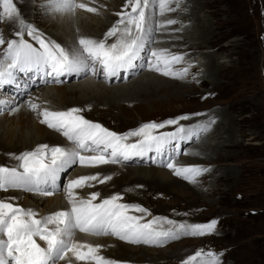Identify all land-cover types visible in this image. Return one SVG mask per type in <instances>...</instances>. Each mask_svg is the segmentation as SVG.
I'll return each instance as SVG.
<instances>
[{
	"label": "snow or ice",
	"instance_id": "snow-or-ice-1",
	"mask_svg": "<svg viewBox=\"0 0 264 264\" xmlns=\"http://www.w3.org/2000/svg\"><path fill=\"white\" fill-rule=\"evenodd\" d=\"M153 2L159 4L161 12L168 10L169 0ZM127 3L131 5V11L117 13L120 19L107 31L104 39L98 41L81 37L77 46L66 47L47 39L30 23L20 18L14 0H0V21L7 15L9 18H16L19 25V30L14 34L19 40L11 38L5 41L0 35V46L6 45L7 48L3 59H0V89L16 85L18 73H42L46 83L57 84L71 76H82L83 79L94 76L108 83H114L115 80L123 82L121 74L135 68V62L142 58V53L147 56L141 66L144 70L174 79L187 76V67L181 70L174 68V65L183 61L182 55H168L166 49L155 50L148 47L154 43V29L149 26L150 18L145 13L150 0H127ZM48 6L57 11H72L74 8L96 11L95 8L86 7L84 3H77V0H50ZM166 23L175 24L176 21L167 20ZM121 24L125 25L122 29ZM159 26L163 27V24ZM118 32L120 35L117 37ZM25 36L30 37L32 42L25 39ZM110 37L117 39L107 43ZM25 103L34 112L39 108L30 98ZM19 107L20 105H16L9 110L15 111ZM83 111L80 107L63 111L44 109L40 112L41 123L62 134L68 145L41 144L32 151L10 154L18 161L16 166H0V191L15 189L45 197L61 193L66 195L70 205L66 210L37 218L36 211L8 202L18 199L17 197H9L7 201L0 199V264H59L69 252L75 253L79 260L112 264L105 257L96 255L100 246L76 243L77 231L96 237L112 236L133 245L162 247L174 240L203 237L216 230L218 221L215 219L207 223L178 222L161 216L147 220L146 217L151 216V212L139 204L121 202L123 195L120 193L106 198H101L98 191L90 193L86 199L77 196V189L86 185L92 187L90 182L94 181L103 184L112 179L111 175L103 179L99 174L81 175L75 179L63 176L73 166L119 164L134 157L144 158L151 154L153 163L172 170L177 177L195 182L198 176L209 169L178 166L175 163L176 157L184 153L169 149H178L181 142L199 139L210 130L211 124L215 123L214 118L191 126L181 123L191 118L189 114H183L161 122L150 121L138 128L118 133L86 119L81 115ZM166 128L174 130L160 131ZM164 224L170 227L165 229ZM49 225H55V228L50 229ZM36 238L43 241L46 247L37 243ZM80 247H87V253L78 251ZM221 255L222 253L200 249L183 264H221Z\"/></svg>",
	"mask_w": 264,
	"mask_h": 264
},
{
	"label": "rangeland",
	"instance_id": "rangeland-1",
	"mask_svg": "<svg viewBox=\"0 0 264 264\" xmlns=\"http://www.w3.org/2000/svg\"><path fill=\"white\" fill-rule=\"evenodd\" d=\"M17 1L19 4L22 3L21 0ZM179 2L181 4L177 5L176 3ZM37 3L32 2L31 5L34 6ZM103 5L105 7L115 6L116 3L110 0L109 5L107 3ZM125 5L121 9L130 12L131 5L128 3ZM151 6L153 14L154 11H160L158 3ZM151 6L145 9V13L149 12V18ZM185 6H187L185 10L183 9L185 13H178L180 7ZM110 8L102 9L109 10ZM167 9L160 11L159 16L164 19L166 17V21L173 17L176 23L164 24L160 28L169 26L173 28L174 34L180 33L187 37H190L188 31L190 29L191 40L205 42L204 48L199 49L197 53L191 51V55L184 47H174L175 50L171 54L168 53V55L184 57L180 64L174 66L178 70L188 68L187 58L194 63L188 75L179 81L191 89L189 90L191 94L183 93L172 99L166 93L161 94L145 113L141 111L143 103L138 100L133 103H120V108L117 107L116 110L110 107L109 110L107 107L105 109L100 107L99 110L103 112V116L96 119L106 128L128 131L134 128L132 125L135 121L160 122L189 114L191 118L181 123L195 126V124L206 122L220 115L214 119L215 123L211 124L210 130L199 139H194L176 150L178 153H184L178 154L176 159L185 160L191 155L189 149L202 142H210L212 145L217 141L224 142V147L222 146L214 153L211 150L205 154L195 152V148L191 150L193 153L191 160L197 161L191 166L196 165L209 170L198 176L195 182H191V189L178 185L171 189V192L175 193L172 196L157 191L151 193L148 197L150 199L148 204L157 203V206L149 207L141 203L151 213H159L161 215L158 216L178 222L207 223L215 219L218 223L216 230L210 235L181 238L153 249L166 250L173 255L178 254L173 259L168 257L155 261L139 260L132 264H183L188 257L200 249L222 253L219 257L221 264H264V0H169ZM19 13L20 18L27 23H33V18L39 24L47 18V13L39 17L40 14L36 15L34 10H31L27 16H22V12ZM11 20L12 18L5 15L0 21V35L5 41L10 40L14 35L8 27ZM151 48H156V40L151 43ZM6 51V45L0 46V59ZM207 60L222 66V77L215 79L206 75L203 78L204 82L200 83L199 72L201 71L198 69L193 71L192 68L199 66L201 68ZM199 61L202 65H198ZM203 71L206 72V68ZM139 75L137 77L142 76ZM29 80L35 81L30 77ZM70 81H72L71 78ZM131 81L124 79L123 84L131 83ZM44 86L31 87L24 96L23 103L30 98L32 103L34 101L37 105L40 103L39 107H41V98L34 97V93L36 90L44 89ZM120 88H123L122 84ZM22 97L23 94L19 97L14 91L0 89V105L3 106L0 116L6 115L9 109H12L10 107L12 100L17 99L16 102H18ZM46 105L43 107L50 109ZM138 106L140 107L136 108ZM89 110L92 108L90 107ZM82 113L85 114L84 111ZM117 115L121 116L120 121L114 120ZM169 129L174 130V128H167L165 131ZM3 139L0 136L1 143ZM11 156L8 157L11 158ZM0 166L9 167V163H1ZM158 167L164 171L173 172L166 167ZM130 168L142 167L132 166ZM61 183H63V176ZM123 196V201L128 200L126 195ZM48 210L49 208L46 207L41 216L48 214ZM146 219L151 220V217L148 216ZM108 237L115 240L112 236ZM98 256L103 255L98 254ZM193 264H198V262H193Z\"/></svg>",
	"mask_w": 264,
	"mask_h": 264
},
{
	"label": "bare ground",
	"instance_id": "bare-ground-1",
	"mask_svg": "<svg viewBox=\"0 0 264 264\" xmlns=\"http://www.w3.org/2000/svg\"><path fill=\"white\" fill-rule=\"evenodd\" d=\"M16 1H15L16 7L18 8L19 12H22L21 13L22 16H27V14H29L31 10L36 11V15L40 14L39 17H41L43 13H47V18L45 20H42L43 22L38 24V21L36 19L35 21L32 18L33 23L30 24L39 33L44 34V36L47 39L54 40L60 43L62 46H66V47L77 46L78 40L81 37L96 39L98 41L104 39L107 31L111 27L115 26L120 19L117 13L126 12L124 11L125 10L124 8L126 7L125 4L127 3V0H113L116 3V5L107 6L108 8L110 7L112 8H110L109 10H104L102 8H107V7H105L103 4L107 3V5H109L110 0H78L77 3H84L86 7H92L96 9L95 12H88L86 8L85 9L74 8V10L72 11H66V10L57 11L55 8H50L48 6L50 0H21L22 3L20 4L18 1L17 2ZM32 2H38V3L33 6L31 5ZM176 4L179 5L181 3L179 2ZM151 5H154L153 0H150V6ZM122 7L124 10L121 9ZM186 7L187 6L180 7L178 13L184 14L185 12L183 11V9L185 10ZM152 10L153 8L151 6L149 26L154 29L153 40L154 41L156 40V48H154L155 50L166 49L167 54L168 53L171 54L172 51L175 50L173 49L174 47L177 48L184 47V49L186 51H189V54L191 55V51L197 53L199 49L204 48L205 46L204 41L200 42L201 40H191L190 29L188 30L190 37H187V35H181L180 33L174 34L172 27L167 26L164 27L163 29L160 28L159 26L160 24L163 25L167 24L165 20L166 17L165 19L163 17H160L159 16L160 11L158 12L154 11L153 14ZM146 16L149 17V12L146 13ZM169 20H174V18L171 17L169 18ZM8 27L9 29L12 30L11 32L12 34H15V32L19 30V25L17 23L16 18H12V20L8 23ZM124 27L125 25L123 24L120 25L121 29ZM169 32L171 33L169 34ZM119 35L120 33L118 32L117 37ZM117 37H110L106 42L107 43L115 42ZM12 38H16L17 40H19V37H16L15 35H13ZM25 39L31 41L30 37L25 36ZM157 41L160 42L158 43ZM148 47L151 48V44H149ZM4 54L5 53L2 54V59ZM141 56L142 58L135 62L136 63L135 69H130L128 73L121 74L123 81L124 79L132 80L131 83L125 85L123 84L124 82H121V80H115L114 83H108V82H102L99 77L95 78L94 76H92V78L90 76L87 79H83L82 76H71L65 78L64 82L60 84L45 82L44 83L45 86L43 87L44 89H42L41 91L36 90L34 93L35 94L34 97H40L42 102L41 107H39L35 112L32 111L27 104L23 103L24 96L26 95V93H28V91H30L31 82L34 83L33 87H35L37 84L42 83L44 81L41 80V77L36 79L37 77L36 74H31V75L26 74L22 76L20 73H18L17 87L14 88L11 87L10 85L4 87V89H9V91L10 90L14 91V93L17 94L19 97L21 94H23V97L20 100H18V102H16L17 99L12 100V103L10 104L11 108H15L16 105H20L19 108H17L15 111H9L4 116H0V136L4 138L3 139L4 141L2 143L0 141V153H2L0 156V164L1 163L4 164L8 162L9 167L16 166L18 164V161H16L13 158V156H11V158L8 157L10 154L18 155L25 151H32L38 145L41 144H48L49 146L68 145V141L62 134H60L59 132L53 129L48 128L45 124L41 123L42 117L40 116V112L46 109L43 107L46 104L48 105V108H50L48 110L51 111H63V110H68L72 107H80L84 109V112L86 114L83 115V113H81V115H83L86 119L90 121L98 122L96 118L103 116V112L99 110L100 107L101 108L104 107V109L105 107H107V109L110 107L113 108V110H116L117 107L120 108V103H133L136 102V100H138L141 103H143V105L141 106L146 108L144 109L142 107L141 109V111L145 113V111L147 110V108H149V106L154 105L153 101L161 94L166 93L168 96H171V99L176 98L177 95H183V93L191 94V92L189 91L191 89H188L185 83L183 84L182 82H179L181 79L165 77L154 71L144 70L141 66L147 60V56L144 53H142ZM188 59L189 58H187L188 62H186L187 63L186 66H188V71H189L191 70V67L194 65V63ZM198 65H202L201 61H199ZM204 68H206V72L203 71ZM175 69L178 70L177 68ZM197 69L201 71L199 72V75L201 76L200 83L204 82L203 78H205L206 75H210V77L215 79L219 78L222 75V66H219L218 64L210 60H207L206 64L202 65L201 68L200 66L198 68H192L193 71ZM123 74L125 75L123 76ZM139 74L142 76L137 77V75ZM29 77L33 78V80L35 81L34 82L30 81ZM123 77H127V78H123ZM70 78L72 79V81H70ZM48 80H50V78H48ZM68 81L70 82L68 83ZM119 83L122 84L123 88H120L121 84ZM34 102L33 104H35ZM38 105H40V103H38ZM90 107L92 108V110H89ZM139 107L140 106L136 108ZM2 109L3 106L0 105V111ZM216 117L217 116H215L214 119H216ZM218 117H220V115H218ZM116 119L120 121L121 116L117 115L116 117H114V120ZM165 120H161V121H165ZM144 122L146 123V121L144 120L138 122L135 121L134 124L132 123L133 124L132 127H134L133 129L138 128L139 126L144 124ZM102 125L105 127L104 124ZM112 131H116L118 133L127 132L125 130L124 131L112 130ZM160 131H165V129H162ZM167 131H170V129ZM135 139L138 138H133V140ZM187 143L188 142H181L178 146V149L170 148L169 150L170 151L179 150L181 146ZM223 145L224 142L222 141L220 142L217 141L216 144L214 145H212V143L210 142L209 143L202 142L200 145H197L193 148H195V152L205 154V152H210L209 150H211L214 153L215 151L221 149ZM192 149H189L190 150L189 153L191 155L193 154L191 152ZM191 155L185 160L176 159L175 163L178 166L181 165L191 166L192 163L195 164V162H197L195 159L191 160ZM196 155L199 156L198 154ZM150 165L153 167H151ZM132 166L142 167V168L139 169L130 168ZM157 166L160 165L158 163H153L151 159V154H149V156H146L144 158L134 157L128 161H124L119 164L102 165L99 167L73 166V168H71L70 170H68V172H66L65 176H67L70 179H75L81 175L99 174L100 178L103 179L105 176L111 175L112 179L106 181L103 184L99 183L98 181H94V182H90L93 185L92 187H88L86 185L81 189H77L76 190L77 196L79 198L86 199L88 198L90 193L98 191L101 194V198H106L111 196L112 194L120 193L122 195H126V197L128 198V200L127 199H125V201L122 200V202L124 203L138 204L140 202L139 205H141L142 203L148 205L149 207L157 206V203L148 204L150 202V199L148 197L153 192L157 191L160 193H166L168 194V196L169 195L172 196L175 195V193L171 192V189L174 188L175 186L182 185L185 186V188L191 189V182L187 180H183L180 177H177L176 175H174L173 172L170 173L167 172L166 170L164 171L163 169H160L161 167L157 168ZM180 180H182L183 182ZM0 193H1L0 198L6 201L7 198L9 197H17L18 199L8 202H11L25 209H32L36 211L38 213L37 215L38 218L42 217L41 216L43 213L42 211L46 207L49 208L48 210L49 213L46 215H49L56 211L66 210L70 207L66 195L61 193H55L52 196H47V197L41 196L39 194L24 192L22 190H10V191H6V193L2 191ZM156 201L158 202L160 200H156ZM141 206H145V205H141ZM159 209L162 211L161 208ZM134 214L140 215L139 213H134ZM151 214L152 215L149 216L151 217V219L155 216L161 215L159 213H151ZM168 227L170 226L167 224L163 225V228H168ZM49 228L53 229L55 228V225H49ZM36 239H37V243H39L42 247H46V244L43 241L39 240V238ZM75 242L80 245H92L94 247L100 246L96 255L98 254L103 255V257H105L106 260L111 261L112 264H123V263L132 264V263H136V261L139 260L155 261L158 259H167L168 257L173 259V257L174 258L176 257L175 255H178V254L173 255L172 253L166 250H161V249L153 250L157 246L133 245L125 241H121L119 239L118 240L110 239L108 236L96 237L85 233H80L78 231L76 232L75 235ZM78 251L87 253L88 249L87 247H80ZM59 264H95V263L93 261H88L86 259L79 260L77 259L75 253L69 252Z\"/></svg>",
	"mask_w": 264,
	"mask_h": 264
}]
</instances>
